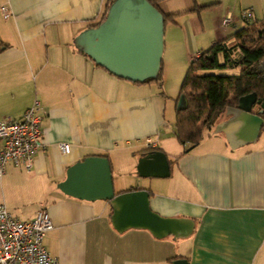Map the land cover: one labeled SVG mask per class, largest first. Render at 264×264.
Masks as SVG:
<instances>
[{"label":"crops","instance_id":"obj_1","mask_svg":"<svg viewBox=\"0 0 264 264\" xmlns=\"http://www.w3.org/2000/svg\"><path fill=\"white\" fill-rule=\"evenodd\" d=\"M227 1L218 0L216 8H244L249 18L234 17L225 31L259 19L256 2L243 7L244 0ZM107 2L0 0V122L20 119L38 98L42 130L33 169L7 165L0 203L22 221L47 208L54 227L44 245L61 264H173L177 259L264 264V132L252 142L236 138L240 124L231 109L218 133L185 152L189 146L175 135L177 106L169 105L158 83L120 78L76 45V37L100 20ZM4 3L11 9L8 18L1 11ZM194 8L164 10L181 12L171 22L169 40L186 49L191 60L226 37L217 27L211 38L201 39L206 25ZM231 66L222 70L239 69ZM63 142L71 144L69 153L61 150ZM149 148L167 154L171 175L129 188L147 189L151 208L163 216L194 220L187 237L157 238L136 228L119 232L110 201L79 200L58 187L69 166L88 156L108 155L114 174L119 153L129 150L138 161Z\"/></svg>","mask_w":264,"mask_h":264},{"label":"water","instance_id":"obj_2","mask_svg":"<svg viewBox=\"0 0 264 264\" xmlns=\"http://www.w3.org/2000/svg\"><path fill=\"white\" fill-rule=\"evenodd\" d=\"M75 43L112 74L132 82H144L156 78L161 69L165 46L164 16L148 0H114L106 19L98 26L82 31ZM255 105L260 108L258 113L253 110ZM177 107H188L186 95L181 96ZM232 110L234 120L240 124L234 132L235 137L255 141L264 125L261 116L264 101L251 94L243 97L239 107ZM137 174L169 177L171 164L167 154L162 150L145 153L139 160ZM58 187L79 200L110 201L112 224L119 232L136 228L147 229L157 238L187 237L195 228L194 220L166 217L155 212L147 189L116 194L111 163L105 156L92 155L72 164ZM173 264H188V260L177 259Z\"/></svg>","mask_w":264,"mask_h":264},{"label":"trees","instance_id":"obj_3","mask_svg":"<svg viewBox=\"0 0 264 264\" xmlns=\"http://www.w3.org/2000/svg\"><path fill=\"white\" fill-rule=\"evenodd\" d=\"M113 1L108 0L100 20L92 26H98L106 19ZM148 1L163 13L165 25L169 22H176V17L181 14V12L164 13L160 7L163 0ZM208 6L210 5L198 6L192 10H200ZM237 52L238 56L236 57ZM263 65L264 19L248 22L247 25L236 30L233 34L215 40L206 51L190 61L182 82L180 96L177 99L179 102L181 96L186 95L188 107L182 109L177 107L175 121L177 140L181 144L189 146L185 152L198 146L207 136V129L216 125L227 111L238 108L243 97L255 94L257 99L264 101ZM229 66H239L238 73H211L215 69H226ZM151 82H156L161 88L163 87L162 64L156 78L135 83ZM262 115L264 116V111ZM262 132H264V125ZM155 150L161 149L149 148L141 151V153L145 154ZM101 156L109 159L108 155ZM136 189L140 188L132 187L116 192V194Z\"/></svg>","mask_w":264,"mask_h":264},{"label":"built area","instance_id":"obj_4","mask_svg":"<svg viewBox=\"0 0 264 264\" xmlns=\"http://www.w3.org/2000/svg\"><path fill=\"white\" fill-rule=\"evenodd\" d=\"M1 11L5 18L11 16L7 3L1 5ZM241 16L248 19L249 12L244 10ZM233 20L234 14L229 12L221 25L226 28ZM40 107L41 102L36 98L20 119L0 122V182L9 163L27 171L33 169L41 146ZM60 148L69 153L71 144L60 143ZM53 227L51 214L45 207L37 211L34 219L22 221L11 214L5 203H0V264H61L44 245V238Z\"/></svg>","mask_w":264,"mask_h":264},{"label":"rangeland","instance_id":"obj_5","mask_svg":"<svg viewBox=\"0 0 264 264\" xmlns=\"http://www.w3.org/2000/svg\"><path fill=\"white\" fill-rule=\"evenodd\" d=\"M195 0H163L160 5L164 12L165 11H179L180 9L186 10L189 8L197 7L195 6ZM200 6L208 4L210 6L204 7L198 12H201V18L204 20L206 25V31L203 36L200 38L203 40H207L211 38L214 34L215 28L219 27L224 36H229L235 32L231 28L228 31L227 29L229 25L225 28L221 25V20L228 15L229 12H232L235 16L240 17L241 13L244 11V8H216V2L218 0H196ZM234 1L229 0L227 1ZM251 2H256L258 8H254L256 11L259 20L264 19V2L260 0H244V6H250ZM247 10V9H246ZM248 11V10H247ZM169 13V12H167ZM196 13V12H195ZM218 17H221L218 20ZM180 18H178V21ZM219 21V22H218ZM173 25L171 22L165 25V46L163 52L162 59V80L163 87L162 90L169 96V105L177 106V99L180 96L181 86L184 79V76L189 67L191 58L187 53L186 49L181 48L179 45H171L169 40V35L172 31ZM175 28V27H173ZM199 38V40H200ZM184 50V51H183ZM239 69H235L233 73H238ZM211 73L216 74H225L231 73V71H223L222 69H215L211 71ZM228 112V111H227ZM226 112V113H227ZM226 113L220 118L216 125H214L211 129H207L206 135L210 133H218L219 132V123H221ZM176 119V118H175ZM141 157L137 158L130 154L129 150L124 151L123 153H119L118 155V164L115 163L114 166V187L115 191L120 192L123 189H130L131 186H145L150 185L151 182H156L157 180H163L164 178L157 177H141L137 174V166L139 164V160Z\"/></svg>","mask_w":264,"mask_h":264}]
</instances>
